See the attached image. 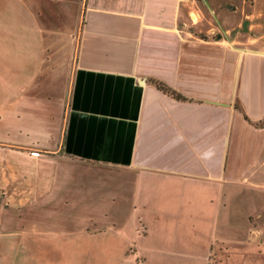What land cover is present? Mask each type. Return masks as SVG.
Segmentation results:
<instances>
[{"label":"crops","instance_id":"0c3cea01","mask_svg":"<svg viewBox=\"0 0 264 264\" xmlns=\"http://www.w3.org/2000/svg\"><path fill=\"white\" fill-rule=\"evenodd\" d=\"M198 3L0 0V264H264V35Z\"/></svg>","mask_w":264,"mask_h":264},{"label":"rangeland","instance_id":"374dc122","mask_svg":"<svg viewBox=\"0 0 264 264\" xmlns=\"http://www.w3.org/2000/svg\"><path fill=\"white\" fill-rule=\"evenodd\" d=\"M199 3V5H201L202 10L208 12L210 11L209 6H218L220 4L221 7H223L226 11L227 14H231V15H236L239 16V25L237 27L236 30L232 29L231 27V33L232 36L235 35H240L241 37H246L248 35L250 36H254V35H258V37H261V35H264V29L261 32V30H259L262 26V24L260 23L261 19L259 17V20L257 21V27L258 30L256 29V27H254V29H250L249 24L251 21V16L252 15V6L255 5V3L257 2V0H207L208 3L203 4L202 0H197ZM264 1V0H263ZM260 2L259 8L260 10L262 9V11H264V2ZM212 2L210 5L209 3ZM215 3V4H213ZM240 6H238V4H241ZM237 4V5H236ZM262 14L261 11H259V16ZM257 30V31H256ZM264 39V36L261 38V40ZM263 253V250H262ZM85 262L88 261H93L96 263H100V264H106L110 261H114V259L116 258V256H112V255H108V254H89L86 253L85 255ZM115 257V258H114Z\"/></svg>","mask_w":264,"mask_h":264}]
</instances>
